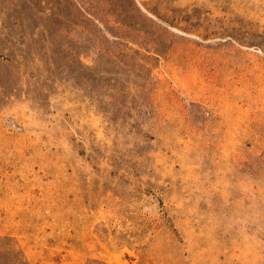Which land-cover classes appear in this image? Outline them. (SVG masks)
I'll return each instance as SVG.
<instances>
[{"label": "rangeland", "instance_id": "1", "mask_svg": "<svg viewBox=\"0 0 264 264\" xmlns=\"http://www.w3.org/2000/svg\"><path fill=\"white\" fill-rule=\"evenodd\" d=\"M0 264H264V0H0Z\"/></svg>", "mask_w": 264, "mask_h": 264}]
</instances>
